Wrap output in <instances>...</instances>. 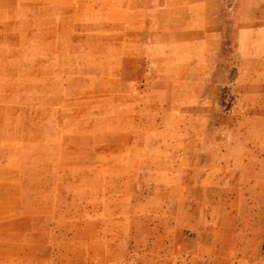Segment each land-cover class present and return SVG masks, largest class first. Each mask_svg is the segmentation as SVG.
I'll list each match as a JSON object with an SVG mask.
<instances>
[{"label":"rangeland","instance_id":"1","mask_svg":"<svg viewBox=\"0 0 264 264\" xmlns=\"http://www.w3.org/2000/svg\"><path fill=\"white\" fill-rule=\"evenodd\" d=\"M0 264H264V0H0Z\"/></svg>","mask_w":264,"mask_h":264}]
</instances>
